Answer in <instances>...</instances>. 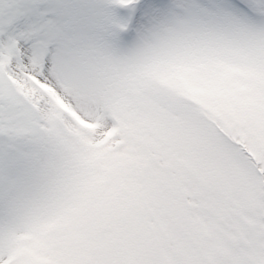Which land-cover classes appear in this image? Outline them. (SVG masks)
Returning <instances> with one entry per match:
<instances>
[{
    "label": "snow or ice",
    "instance_id": "snow-or-ice-1",
    "mask_svg": "<svg viewBox=\"0 0 264 264\" xmlns=\"http://www.w3.org/2000/svg\"><path fill=\"white\" fill-rule=\"evenodd\" d=\"M0 264H264V0H0Z\"/></svg>",
    "mask_w": 264,
    "mask_h": 264
}]
</instances>
